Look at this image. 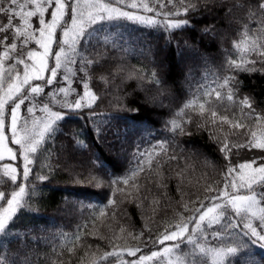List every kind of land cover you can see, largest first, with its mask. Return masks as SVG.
Segmentation results:
<instances>
[{
    "label": "trees",
    "instance_id": "16d2710c",
    "mask_svg": "<svg viewBox=\"0 0 264 264\" xmlns=\"http://www.w3.org/2000/svg\"><path fill=\"white\" fill-rule=\"evenodd\" d=\"M224 3L232 6L231 12L221 6L212 14L197 13L192 17L196 21L195 30H174L171 45L163 38V25L160 29H144L125 24L115 30L108 26L103 34L116 42V47L107 52L111 57L108 62L111 75L108 83L95 77L90 82L92 90L101 97L94 108V118L103 122L99 124V143L93 131L97 125L83 112L67 115L61 107L64 100L54 104V110L65 113V119L56 122L58 127L50 138L46 136L44 150L35 154L36 163L31 166L29 182H25L31 206L21 209L6 234L0 236V264H128L166 246L173 247L177 264H213L211 253H200L196 244L207 249L243 242H248L244 252L250 253L256 264H264V248L249 242L236 230L230 229L231 236L224 240L212 239L211 235L204 240L189 224V232L183 239L156 242L163 233L194 215L201 202L208 206L209 198L223 190L228 163L220 151L224 143L231 148V164L253 159L264 164V159H259L264 157V150L235 147L246 144L251 132L256 133L257 139H264V122L257 124L246 118L244 114L251 110L245 107L241 112L237 106V101L249 97L252 107L264 117L262 58L243 50L251 49L253 43L264 48V10L256 8V0H224ZM171 7L167 5L164 11ZM160 19L166 18L162 15ZM214 19L215 36H203L202 27ZM33 20L36 24V18ZM12 22L21 24L18 18ZM6 23L7 16L0 14V25ZM12 33L13 29L0 33V38L9 37L0 44V53L12 42ZM236 43L241 44L240 50L235 48ZM17 44L16 53L10 55L19 54V41ZM249 57L256 63L247 66L257 71L233 73L226 68V60ZM80 63L77 57V63L70 67L78 70ZM10 64L12 60L5 61L6 68ZM152 73L164 82L165 92L158 91ZM80 75L77 71L70 85L76 97ZM226 75H234L239 82L233 101L227 100L229 89L221 87ZM57 80L62 81L59 77ZM61 87L64 85L55 83L53 92ZM214 91L221 93V100H216ZM190 101L194 104L190 105ZM202 103L203 110L198 106ZM210 106L217 111V117H211ZM220 115H228L230 121L240 120L245 127L233 128L222 122ZM173 120L184 124L192 134L176 136L170 132L167 124ZM188 120L191 122L185 124ZM134 171L137 174L127 185L110 182L123 181ZM39 176L47 179H36ZM8 183L0 168V188ZM100 208L105 215H98ZM229 217L236 223L251 221L253 227L260 229L256 217L250 214L237 217L228 208L211 228L207 222L202 223L205 234L221 230ZM188 235H194L196 244L187 243ZM135 248L140 251L129 256L128 250ZM112 251L119 255L99 260L103 253ZM242 256L238 252L237 257L228 259L232 264L238 261L243 264Z\"/></svg>",
    "mask_w": 264,
    "mask_h": 264
},
{
    "label": "snow or ice",
    "instance_id": "6c2138e0",
    "mask_svg": "<svg viewBox=\"0 0 264 264\" xmlns=\"http://www.w3.org/2000/svg\"><path fill=\"white\" fill-rule=\"evenodd\" d=\"M31 5V7H30ZM159 5V7H157ZM167 5H171L168 11H164ZM0 0V14L7 16V23L0 25V33H7L13 29L12 42L5 45L0 53V161H19L17 165L4 163L3 175L8 177L10 183L7 187L0 188V236L5 235L17 213L24 208L30 207V193L25 182H29L32 172V165L36 163V153L43 151V144L46 136L51 137L55 133L58 124L56 122L65 119V113L61 111H51L47 103L39 102L38 97L45 95V89L51 90V86L57 82L58 77L66 83H71L76 72L82 73L79 77V93L71 104H63L67 115L76 112H83L91 120L92 124L97 125L93 131L97 134L99 143V127L102 121L98 122L94 108L95 101L101 99L99 94L92 90L91 79L95 77L98 81L108 83V62L111 57L107 52L116 47V42L109 35L103 33L112 26L115 28L131 24L144 29H160L163 25L165 31L164 39L169 45L173 43L172 32L191 28L193 31L196 21L192 19L199 12L212 14L216 8L223 6L227 12H231L232 6L224 3V0ZM244 6V5H241ZM256 8L264 10V0H256ZM51 9V11H49ZM251 12V8H249ZM164 16L166 19L161 20ZM36 18V25L32 23V18ZM67 17V19H65ZM176 17H183L176 19ZM18 18L22 23L18 26L13 24V19ZM216 20L205 24L201 29L203 36L210 38L215 36L214 27ZM59 31L60 35H57ZM9 37L7 35L0 38V44H4ZM112 40L110 44L109 41ZM19 41L20 52L16 53ZM187 45V42H184ZM30 44H35L36 48H30ZM235 48L241 49V44L236 43ZM179 45H177V51ZM246 52H254L260 56L262 69L264 70V48L257 47L253 43L251 49H243ZM176 54L175 52L173 53ZM80 59V67L74 70L71 65ZM12 60V64L5 67V61ZM51 61V64H50ZM256 60L240 59L226 60V68L233 73L237 71L251 72L257 71L256 68H249L248 64H255ZM22 66V68L18 67ZM70 73L71 75H68ZM153 82L159 86L158 91H166L162 85L164 82L152 73ZM43 81V83H32ZM239 82L234 75H226L223 78L221 87L229 89L227 100L233 101L235 89ZM65 97L69 88H58ZM216 100H221V93L214 91ZM55 99V94H53ZM150 103L152 101L146 100ZM207 103V101H206ZM10 104V107H9ZM43 104V107H40ZM189 104H194L190 101ZM253 101L249 97H244L237 101L240 111L247 107L251 111L245 113L246 118L254 119L257 124L264 122V117L252 107ZM22 106H25L22 110ZM162 107L163 105H158ZM201 110L204 104L198 105ZM85 109L90 110L84 112ZM43 111L48 114L49 119L43 121V127L38 128V119L35 111ZM211 117H217L218 113L214 107L210 106ZM138 111V109H135ZM6 117L8 118L7 128L10 136L5 135ZM222 122L230 123L233 128H242L245 125L240 120H229L228 115H220ZM188 120L185 122L190 123ZM215 122L214 120L212 121ZM31 124V127H29ZM55 125V126H54ZM201 127L203 124L200 125ZM168 130L176 136L191 135L184 124H178L175 120L168 122ZM118 135V134H117ZM13 145L19 147L15 150L8 146V140ZM75 140V137H73ZM166 142H161V145ZM235 147L257 148L264 150V139H257L256 133L251 132V138L246 144L235 145ZM220 151L225 159L224 184L223 190L216 196L209 198L208 206L201 202L200 207L194 210L195 214L189 216L186 221L177 224L174 230L163 233L157 239V243L164 244L165 241H176L183 239L189 232V224L194 225V229L200 236L207 240L209 235L212 239L224 240L231 236V230L239 231L243 237L255 244L259 243L264 248V164H257V159L251 161L238 162L233 165L230 163L231 148L224 143ZM238 154V153H237ZM173 159L175 157H172ZM259 159H264L260 157ZM98 164V160L93 161ZM255 165V167H254ZM248 170V171H245ZM137 172H132L127 179L112 180L113 184L127 185L129 180L136 176ZM237 174L239 183H237ZM41 181L47 176L36 177ZM19 180V183L17 181ZM12 185H15L13 187ZM123 192V188L118 189ZM207 190H212L211 186ZM220 201V203H216ZM113 204L116 201H112ZM230 208L237 217H247L249 214L260 221V229L253 227L251 221L246 223H236L231 217L219 231L205 234L202 222L207 218V227L211 228L214 223H218L220 218L225 215V211ZM187 210V206L185 205ZM220 211H217V210ZM259 212V215H257ZM213 213H215L213 215ZM106 212L103 208L98 209V215L103 216ZM187 243L196 244L194 235L187 236ZM248 242H243L236 246L205 248L196 244L202 254L211 253L213 264H232L229 257H237L238 252L243 253L240 260L243 264H256L250 253L244 252ZM139 248L129 249V256H136ZM169 248L165 247L167 253ZM116 251L105 252L99 257L100 261L106 260L111 256H118ZM160 252L152 251L150 255H142L128 264H145L146 261L158 257ZM239 264V261L237 262Z\"/></svg>",
    "mask_w": 264,
    "mask_h": 264
},
{
    "label": "rangeland",
    "instance_id": "374dc122",
    "mask_svg": "<svg viewBox=\"0 0 264 264\" xmlns=\"http://www.w3.org/2000/svg\"><path fill=\"white\" fill-rule=\"evenodd\" d=\"M35 17L32 18V23L33 25L35 24L33 21ZM21 22V21H20ZM22 23V22H21ZM36 25V24H35ZM34 25V26H35ZM35 46V48L37 47L35 44H33V47ZM32 47V48H33ZM50 64H51V61H50ZM22 68V66H20ZM70 73H68L69 75ZM62 80V79H61ZM32 83H43V81H34ZM56 83H60L62 86L64 85V87H67L69 88V92L67 94V96L65 97V95L62 93V92H59L58 90L53 92L54 90L52 88H54V84L51 86V90L49 89H45V95H41L38 97V103L39 102H44V103H47L48 104V107L50 108L51 111H55L54 110V107L55 105H58L60 103H63L61 102V100H64L65 104H67L68 100H71L73 101L74 99H76L77 97L74 96L73 92H72V89H70V85L71 83H66L65 81H60ZM53 94H55V99H53ZM55 104V105H54ZM69 104V103H68ZM63 105V104H62ZM9 107H10V104H9ZM25 106H22V110ZM40 107H43V104H40ZM35 116L36 118L38 119V124H37V127L38 128H42L43 127V121H46L49 119V116L47 113L43 112V111H35ZM7 122H8V118L6 117V129H5V135L6 136H10V132L7 128ZM29 127H31V124H29ZM8 146L9 147H12L14 150L16 148H18L19 146L18 145H13L11 143V140L9 139L8 140ZM4 163H12L14 165H17L19 163V161H0V168H1V175H3V167L2 165ZM255 167V166H254ZM245 171H248V170H245ZM237 183H239V178H238V174H237ZM219 211V209L217 210ZM215 213H213L214 215ZM257 214H259V212H257ZM205 222H207V218L205 220ZM205 222H202V223H205ZM195 230V229H193ZM186 235V234H185ZM178 240V239H177ZM167 248H169V251L167 253L164 252V248L160 251V255L158 257H154L152 260H149V261H146L145 264H177L178 261H177V258L175 257L174 254V251H173V247H169V246H166Z\"/></svg>",
    "mask_w": 264,
    "mask_h": 264
}]
</instances>
